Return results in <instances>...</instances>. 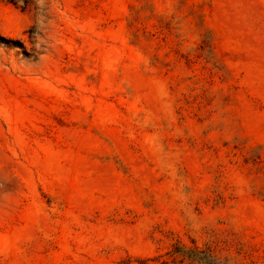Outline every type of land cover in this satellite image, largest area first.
<instances>
[{
  "label": "rangeland",
  "instance_id": "rangeland-1",
  "mask_svg": "<svg viewBox=\"0 0 264 264\" xmlns=\"http://www.w3.org/2000/svg\"><path fill=\"white\" fill-rule=\"evenodd\" d=\"M264 264V0H0V264Z\"/></svg>",
  "mask_w": 264,
  "mask_h": 264
},
{
  "label": "trees",
  "instance_id": "trees-1",
  "mask_svg": "<svg viewBox=\"0 0 264 264\" xmlns=\"http://www.w3.org/2000/svg\"><path fill=\"white\" fill-rule=\"evenodd\" d=\"M190 254L192 257H195L197 260H200L205 264H219L209 254L203 253L201 251H196Z\"/></svg>",
  "mask_w": 264,
  "mask_h": 264
}]
</instances>
